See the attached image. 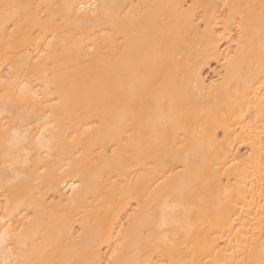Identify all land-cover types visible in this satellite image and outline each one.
I'll return each instance as SVG.
<instances>
[{
  "label": "bare ground",
  "instance_id": "bare-ground-1",
  "mask_svg": "<svg viewBox=\"0 0 264 264\" xmlns=\"http://www.w3.org/2000/svg\"><path fill=\"white\" fill-rule=\"evenodd\" d=\"M0 264H264V0H0Z\"/></svg>",
  "mask_w": 264,
  "mask_h": 264
}]
</instances>
